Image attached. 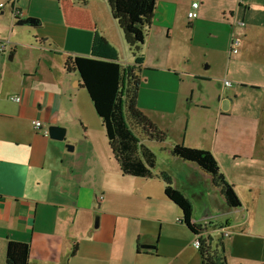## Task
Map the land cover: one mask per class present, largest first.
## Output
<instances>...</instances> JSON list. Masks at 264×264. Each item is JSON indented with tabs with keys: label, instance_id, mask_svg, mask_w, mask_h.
Segmentation results:
<instances>
[{
	"label": "crops",
	"instance_id": "obj_1",
	"mask_svg": "<svg viewBox=\"0 0 264 264\" xmlns=\"http://www.w3.org/2000/svg\"><path fill=\"white\" fill-rule=\"evenodd\" d=\"M107 2L0 0V264L8 240L29 244V264H202L191 244L195 232L178 221L181 211L164 195L163 181L121 172L92 102L87 110L78 96L77 74L63 66L69 54L90 55L96 32L121 63H133ZM193 2L198 16L189 20ZM28 16L40 23L16 25ZM139 53V84L151 91L138 92L136 103L167 132L169 153L177 143L208 149L240 200L193 220L205 224L212 245L222 240L227 264H264V0H156ZM160 84L175 91L164 95ZM211 93L213 125L197 111L210 108ZM73 124L77 144L64 145ZM50 126L64 129L62 140L49 137ZM183 165L177 180L166 168L153 172L167 171L177 189L198 177L219 191L210 174L191 161Z\"/></svg>",
	"mask_w": 264,
	"mask_h": 264
},
{
	"label": "trees",
	"instance_id": "obj_2",
	"mask_svg": "<svg viewBox=\"0 0 264 264\" xmlns=\"http://www.w3.org/2000/svg\"><path fill=\"white\" fill-rule=\"evenodd\" d=\"M107 1L112 16L124 33L125 43L134 55L133 63H121L116 48L96 32L92 36L90 55L69 54L63 66L67 71L77 74L80 86L87 91L94 112L102 120L107 144L121 172L137 177L160 178L164 183V195L181 211L182 217L178 221L192 232L202 233L205 224L192 219L193 206L190 200L172 185L171 175L167 171L157 174L153 172L156 155L137 136L138 132L148 140L163 142L167 139V132L156 127L136 103L138 85L141 82L139 65L143 62L139 50L153 17L156 0ZM170 154L184 161H191L210 174L211 183L219 189L229 207L240 205L236 192L220 171L211 151L177 143L170 148ZM211 240L208 234H204L200 240L201 263L227 264L222 240L214 245ZM5 264H29V244L8 240Z\"/></svg>",
	"mask_w": 264,
	"mask_h": 264
},
{
	"label": "rangeland",
	"instance_id": "obj_3",
	"mask_svg": "<svg viewBox=\"0 0 264 264\" xmlns=\"http://www.w3.org/2000/svg\"><path fill=\"white\" fill-rule=\"evenodd\" d=\"M149 85L150 84L146 85L144 83L139 84L138 92L140 93L141 97L145 96L146 93L151 91V89L149 88ZM201 86L203 89H205V85H201ZM159 87L163 89L162 92L164 93V95L171 96L173 94V92L175 91V87L172 89V88H170V86H164L162 84H160ZM151 88H152L153 92L157 93V90L155 89L154 85H152ZM76 89H79V95L78 96L82 95L84 97V99L87 101L88 109L87 108L86 109L87 110L90 109V111H92V109L89 106V105H91V102L88 98V93L85 90V88L82 86H79ZM206 96H207V98H206ZM141 97H140V99H141ZM205 99L210 104V108H208L204 111L197 109V111L199 112V114L202 118L206 119L207 122H211V124L213 125L212 121L214 119V115L216 114L217 97L215 96V94L211 93L209 95H205ZM144 102L146 104H151V106L156 107V104H154V102L152 103L151 101H149L148 97H146L144 99ZM79 104H80L81 108H85V106H83L80 101H79ZM180 118H181V120L184 121V116L182 114H181ZM170 119H171L170 123L174 124L172 118H170ZM76 124H73V126L70 127L71 130H69V132L67 133V137H65V139L63 140L64 145H72V143L77 144L76 142L79 138V128H76V126H75ZM182 124L183 123L178 124V126L180 127V126H182ZM199 125H200V123L197 120L195 122V124H193L192 129L196 130ZM174 128H173V130H174ZM71 134H72V137H71ZM140 138H142V142L145 143L144 145L149 147L153 151V153L156 155V158H157V161H156L157 166L156 167L157 168H160V167L166 168L169 173H172V178L174 177L176 180L179 179L183 175V173H184L183 170L186 169V168H184V165H183L184 160H182L180 158H175V159L171 158V154L169 153V150H168L169 147L166 146L170 142L169 137H168L166 143H161V144H159L157 141L148 140V139H146V137H143V136H141ZM69 139H73L74 142H70ZM200 149H205V148H200ZM214 191L218 192V193H214V197H216V199H212L211 204H212L213 209H216L215 211H218L220 208V205H221L220 201H219L220 198L218 196L219 191H216V190H214ZM220 219H222V218H216L214 220H220Z\"/></svg>",
	"mask_w": 264,
	"mask_h": 264
},
{
	"label": "water",
	"instance_id": "obj_4",
	"mask_svg": "<svg viewBox=\"0 0 264 264\" xmlns=\"http://www.w3.org/2000/svg\"><path fill=\"white\" fill-rule=\"evenodd\" d=\"M39 23L38 19L28 16L23 20H18L16 25L36 26ZM48 135L51 138L62 140L64 137V129L59 128V126H50L48 129ZM68 149L71 150L72 146H69ZM181 184L182 185H180V189L178 190H180L183 195L190 200L193 206L192 219L197 221L206 220L223 212L226 207L229 209L231 208L225 203V206L220 205L219 210L215 211L216 209H213L211 204L212 199H216V197H214L215 192L212 189L205 187L203 182L199 180L198 177L195 178L194 184L191 181L187 184L183 182Z\"/></svg>",
	"mask_w": 264,
	"mask_h": 264
},
{
	"label": "built area",
	"instance_id": "obj_5",
	"mask_svg": "<svg viewBox=\"0 0 264 264\" xmlns=\"http://www.w3.org/2000/svg\"><path fill=\"white\" fill-rule=\"evenodd\" d=\"M198 5H199V2H193L192 5H191V9L187 11V17H188L189 20H193V19H195L198 16V13H197V10H196L197 7H198ZM13 14L16 15V16H18V15L21 14V11L19 9L14 8ZM239 24L242 25L243 23L242 22H239ZM5 46H6V42L3 41V40H0V49H4ZM230 49L234 53H237L238 52V50H239V41L237 39H235V38H232L231 39ZM225 83L226 84H229L228 81H226ZM14 100H18V99L17 98H14ZM33 124H34L33 126L35 128H39L40 125H41V122L37 120V121H34ZM45 133H47V131H45ZM219 230L221 232L222 237L227 236V235L229 236V233H228V231L225 228H222L221 227V228H219ZM203 235H204L203 233H197V232H195L194 237L191 240V244L196 249H199V247H200V240H201V238H202Z\"/></svg>",
	"mask_w": 264,
	"mask_h": 264
}]
</instances>
